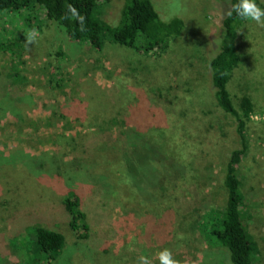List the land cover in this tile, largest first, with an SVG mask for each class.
<instances>
[{
  "label": "rangeland",
  "instance_id": "1",
  "mask_svg": "<svg viewBox=\"0 0 264 264\" xmlns=\"http://www.w3.org/2000/svg\"><path fill=\"white\" fill-rule=\"evenodd\" d=\"M220 1L153 0L162 19L181 18L186 29L166 52L151 54L113 44L99 51L40 10L0 12V264H138L142 255L161 264L164 249L180 264H227L201 226L206 210L224 206L227 164L241 148L209 68L229 11ZM123 3L110 0L103 18L116 22ZM240 33L246 54L228 89L256 105L239 175L242 222L257 243L256 263L264 264V27L247 21ZM114 119L141 130L160 147L157 159L174 164L147 167L136 179L143 191L104 167L121 160ZM69 182L85 230L70 227ZM39 225L65 236L55 261L35 251Z\"/></svg>",
  "mask_w": 264,
  "mask_h": 264
},
{
  "label": "trees",
  "instance_id": "2",
  "mask_svg": "<svg viewBox=\"0 0 264 264\" xmlns=\"http://www.w3.org/2000/svg\"><path fill=\"white\" fill-rule=\"evenodd\" d=\"M109 2L110 0H0V12L22 14L26 10L43 11L46 19L63 28L71 39L88 42L99 51L107 44H113L141 54L166 52L172 40L181 36L186 29V24L181 18L175 17L170 21L162 19L153 0H124L118 20L111 23L101 14V8ZM256 2L264 8V0H256ZM236 3L238 0H221L219 7L227 11ZM70 5L84 17L83 30L78 20L68 11ZM221 18V46L219 53L210 61L209 68L219 107L237 121L241 148L232 152L227 164L223 185L227 196L224 206L206 210L201 226L209 243L219 245L225 250L227 264H257L255 261L257 243L242 222V209L245 206L246 196L239 175L240 164L250 147L248 124L257 110L251 95L245 92L242 97H237L228 89L235 72L242 64L239 47L242 35L240 31L247 21L240 20L234 12L231 17L223 14ZM30 19L28 21L31 24L33 22ZM113 121L118 123L116 119ZM125 124V121H122V124L118 125L120 129L116 130L118 134L115 138V143L118 145L115 149L118 150L121 160L109 161V165L105 164L104 167L110 168L119 176L120 179H116L117 181L123 182L130 178L133 185L143 191V184L136 185V179L141 176L144 178L145 172L149 169L147 167L155 163L162 166L168 164L174 166V164L172 161L168 162L169 158L163 155L162 160L159 156L157 159L156 154L160 155V147L148 140L141 130L124 129ZM125 170L127 174L131 173L129 177L125 178ZM152 170L154 172L155 168ZM151 176V181H154L156 175ZM68 184L69 191L64 205L70 219V227L72 231L85 230L87 229L86 213L81 209V200L73 188L74 183ZM54 229L39 225L34 231L35 251L46 255L49 262L55 261L66 245L65 236Z\"/></svg>",
  "mask_w": 264,
  "mask_h": 264
},
{
  "label": "clouds",
  "instance_id": "3",
  "mask_svg": "<svg viewBox=\"0 0 264 264\" xmlns=\"http://www.w3.org/2000/svg\"><path fill=\"white\" fill-rule=\"evenodd\" d=\"M72 17L78 20L83 30L84 17L80 15L77 10L71 5L68 8ZM233 12L242 21H254L257 25L264 27V8H261L256 0H238V3L232 5L231 10L227 12V15L231 17ZM34 35H29L28 42L34 40ZM159 259L161 264H180V261L173 258L172 252L169 249H164L159 253ZM138 264H150L147 256L138 257Z\"/></svg>",
  "mask_w": 264,
  "mask_h": 264
},
{
  "label": "crops",
  "instance_id": "4",
  "mask_svg": "<svg viewBox=\"0 0 264 264\" xmlns=\"http://www.w3.org/2000/svg\"><path fill=\"white\" fill-rule=\"evenodd\" d=\"M239 42H240V41H239ZM239 47H240V51H241V53H242L243 55L246 54V52H243V51H242L241 46H240V43H239ZM247 53H248V52H247ZM238 70H240V68L237 69V71H238ZM239 79H241V80H240V84L244 82V80H243L242 77H239Z\"/></svg>",
  "mask_w": 264,
  "mask_h": 264
}]
</instances>
